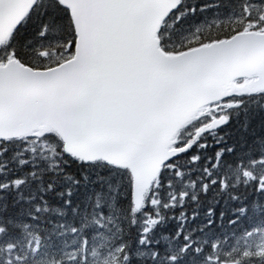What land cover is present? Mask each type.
I'll list each match as a JSON object with an SVG mask.
<instances>
[{"label":"snow or ice","instance_id":"obj_1","mask_svg":"<svg viewBox=\"0 0 264 264\" xmlns=\"http://www.w3.org/2000/svg\"><path fill=\"white\" fill-rule=\"evenodd\" d=\"M0 32V264H264V0H0Z\"/></svg>","mask_w":264,"mask_h":264},{"label":"water","instance_id":"obj_2","mask_svg":"<svg viewBox=\"0 0 264 264\" xmlns=\"http://www.w3.org/2000/svg\"><path fill=\"white\" fill-rule=\"evenodd\" d=\"M4 39V34L0 32V41ZM179 118H177L178 121ZM176 121H174L175 123ZM159 171V164H151L145 166L143 172L137 175V199L139 200L140 193H147L151 186V181L155 178L157 172Z\"/></svg>","mask_w":264,"mask_h":264},{"label":"rangeland","instance_id":"obj_3","mask_svg":"<svg viewBox=\"0 0 264 264\" xmlns=\"http://www.w3.org/2000/svg\"><path fill=\"white\" fill-rule=\"evenodd\" d=\"M59 244L57 243L55 248H48L38 257L39 264H62V258L60 252L57 250ZM98 253V249H97Z\"/></svg>","mask_w":264,"mask_h":264}]
</instances>
